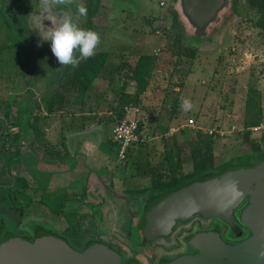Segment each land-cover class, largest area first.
<instances>
[{"label":"rangeland","instance_id":"obj_1","mask_svg":"<svg viewBox=\"0 0 264 264\" xmlns=\"http://www.w3.org/2000/svg\"><path fill=\"white\" fill-rule=\"evenodd\" d=\"M234 3L232 6L229 0L228 7L219 13L218 21L211 24L204 34L195 33L182 17L178 18L176 27L171 26L170 12L172 7H177V0H98L97 9L92 16L78 13L80 4L86 9L87 0H73L71 4L52 6V16L59 18L71 14L81 28L88 29L91 19V30L97 32L101 40L96 51L108 54L98 81L88 90H95L97 93L113 92L109 97L118 102L126 83L125 70L117 68L119 62L142 53L154 57L148 87L137 102L140 109L139 133L144 140L133 145L124 162L113 165L117 177L111 187L118 196L122 195L121 199L111 200L104 190L100 189V194L95 190L91 179L95 170L102 174L100 168H92V172L79 175L83 191L73 183L70 185L74 187V191L69 190L68 193L73 191L79 197L83 192V199L87 203L84 206L87 215L74 217V212L63 215L68 222V230L64 234L78 236L72 244L79 251L83 250L85 241L95 240L107 243L122 253L129 252L141 264H155L159 253L177 251L183 237H188L198 227H209L215 221L194 216L185 223H177L167 241L158 239L139 247L137 244L142 240L141 233L145 232V226L147 229L148 224L155 227L153 232H165L171 225L165 230L163 224H158L159 215L153 213L154 206L150 214L148 209L143 210L145 195L134 191L149 187L150 177L165 175L169 171L166 155H173L176 148L179 149L181 167L190 172L191 147L198 141L211 140L213 164L220 165L249 154L250 147L243 141V133L252 126L264 127V29L256 27L255 21L259 15L247 0H235ZM63 9L69 12L66 13ZM33 14L39 16H33L31 22L30 15ZM48 16L50 15L43 13L40 0H0V58L7 69L4 72L0 61V82L10 84V89H3L0 83V100L2 93L10 91V99L5 104L20 100L18 106L23 113H30V99L34 101L35 95L38 98L55 85L57 72L61 67L51 51L50 43L44 41L39 34L38 29L43 32L48 27ZM33 19L38 29L34 26ZM175 35L179 39V47L194 50L192 56L177 57L174 54L178 47L173 41ZM72 68L70 66L69 71ZM64 72L65 67L60 69L59 75ZM27 87H31L30 93L20 97L19 92ZM181 97L190 100V109L181 108ZM76 98L73 93L68 96L69 104L66 108L69 112L77 105ZM127 104L134 103L122 105ZM36 105L38 111L33 110L30 119L36 118L31 122L33 125L36 122L39 127L45 118L68 112L66 109L61 113L54 110L47 114L41 99ZM117 113L119 112L115 111L114 114ZM105 117L106 120L108 115L105 114ZM189 118L195 121V127L185 126ZM102 122L103 120L99 123ZM106 123L108 126L103 132L108 136L112 132V121L108 120ZM262 134L264 135V129L261 128L258 132L251 133V138L264 151V139L260 140ZM100 146L104 149L111 148L109 154L116 159V147L113 152L109 142L101 143ZM42 155L43 164H49L47 154ZM88 159L91 158L84 160V166L92 167L94 163ZM10 163L12 162L0 153V167L5 165V169H8L6 166ZM108 164H112L111 161ZM14 166L13 162L10 170L15 169ZM35 166L39 169L41 164ZM16 169H19L18 166ZM28 171L27 182L31 185L34 184L33 173L31 169ZM1 172L0 169V184L9 185L12 179ZM37 179L39 182L46 181L48 185L45 189L29 188L31 194L28 192V200L22 202L25 204L23 222L26 225L36 222L46 225L51 218V225L55 224L53 226L60 232L65 222L53 221L54 217L50 215L58 211L59 199L67 193L66 181L58 180L51 186L49 176L37 175ZM0 193L6 194L2 186ZM127 195L131 197L128 196L125 201L123 198H127ZM3 203L4 207L9 204L8 201ZM68 203L65 202L62 212L79 208L81 201L75 199L72 204L67 205ZM92 204L96 206H91ZM128 208L131 213L140 209L139 217L134 216L131 220V214L126 211ZM92 209L97 211L90 216ZM147 211V219H142ZM9 228L17 231L12 224H9Z\"/></svg>","mask_w":264,"mask_h":264},{"label":"water","instance_id":"obj_2","mask_svg":"<svg viewBox=\"0 0 264 264\" xmlns=\"http://www.w3.org/2000/svg\"><path fill=\"white\" fill-rule=\"evenodd\" d=\"M229 0H177V8L187 26L205 33L215 23ZM64 65L61 68L64 69ZM239 221L251 234L243 241L225 244L218 233L199 231L186 238L196 250L162 264H264V155L248 165H233L223 171L185 184L160 197L154 205L158 224L171 225L194 215L232 220L236 207L245 199ZM0 264H137L122 261L121 254L102 242H91L82 251L65 240L39 232L31 242L13 234L0 240Z\"/></svg>","mask_w":264,"mask_h":264},{"label":"flooded vegetation","instance_id":"obj_3","mask_svg":"<svg viewBox=\"0 0 264 264\" xmlns=\"http://www.w3.org/2000/svg\"><path fill=\"white\" fill-rule=\"evenodd\" d=\"M30 10L32 11V9H30ZM35 10L33 9L34 12H36ZM63 11H65L66 13L69 12L65 9H63ZM55 17L57 18V16H55ZM32 18H34V17L33 16L31 17V22H32ZM52 18H53L52 15L48 16V18H47L48 27L52 26L51 21H49ZM33 20L35 21V19H33ZM34 21H33L34 26L37 28V26L35 24L36 21L35 22ZM48 27H46V28H48ZM39 30L41 31V29H39ZM6 70L7 69L5 68L4 72ZM8 82L10 83L11 79L8 80ZM0 83L4 86L3 87L1 85L3 89L5 87L10 89V84L3 83L2 81ZM5 84H7V86H5ZM35 85H36V81L34 83V86ZM31 87H27L23 91L19 92L20 93L19 96L21 97L23 94V97H24V95L29 94L31 91ZM2 94H3V97L0 100V153L5 158H8V160L11 161L12 163H10L9 166H6L8 169H5V165H2L0 167V169L2 170V172L4 170V172L3 173L1 172V174H3V175L7 174L8 177L11 178L12 180H11L9 185H1L0 184V188L2 186V188L4 190H6V194L0 193V240L6 235L13 234V235H16L19 237H25L32 242L35 239L38 232L43 231V232H47V233L56 235L59 238H62L63 240L66 241V243L70 247L79 251V249L75 245L72 244V242L75 241L78 236L72 237V236H66L64 234V231L66 232L68 230L67 229L68 222L66 221L67 217L65 216V218H63V215H66L68 213L73 214V212H74L73 215L75 217V209H71V210H67L65 212H62L63 205L65 204V202L68 203V201H69V203L67 204V205H69V204H72V201H74L76 199L75 195L73 194L74 187H71L70 186L71 184L66 183L67 188L65 189V192H67V193H65L66 195L64 194L65 196L60 197L61 201H59V203L61 202V204H60V207L58 209L59 211H56L57 213L54 212V214L50 215V216L54 217L53 221L58 220L60 222H65L64 227L61 228L60 232L53 226L55 224L51 225V223H53L50 221V220H52L51 218L49 219V222H47L46 225L45 224L43 225L40 222H38V223L36 222L33 224L26 225L23 222V217H24L23 216V208L25 205V204L23 205V203L28 200V192H29V194H31V189H29V188H32V190H33V188H37V187L42 188L43 187L42 183H44V181L39 182L40 180L37 179V175H45V176H49V177L53 176V173H51V171L48 172V171H42V169H37L38 167L35 166V162H33L32 166H31V171H32L31 173H33L34 184L28 185L27 178H26L27 173H26V169H24L25 164H24L23 157H24V155L27 154V151L31 150V153L34 156H37L35 151H34L33 146L31 145V143L28 144V139L31 135L33 137H37V136L41 135V127H39V125H37L36 122L34 123V125L31 122V120H36V118L30 119V116L33 115V113H32L33 110H35V112L38 111V105H36V102H38L41 99L40 96H42V95H39L38 98H37L38 95H35V97H33L35 99L34 101L32 99H30L28 101L29 103H31L30 113H28L26 111L23 113L21 111V107L18 106V103H20L19 102L20 100H17L16 102H9V104L7 105V104H5V102H8L7 100L10 99V91H8L7 94H4V93H2ZM4 95H6V97H4ZM20 97H18V98H20ZM27 99H28V97H27ZM27 108H29V106ZM32 125H33V127H31ZM13 162L15 163V166H14L15 169H11V170H13V171H11L10 166H13ZM3 164H4V162H3ZM17 166L19 169H16ZM45 184H47V183H45ZM45 187H46V185H45ZM56 188L57 187H55L54 189L57 190ZM69 190H73V191H70L71 193L69 194L68 193ZM95 190L99 193L100 189L95 188ZM101 190H104L106 193H108V195H110L111 200H113V199L116 200L117 198L121 199V197H122V195L118 196V194L115 193V190L113 191V187H109L108 189H104L102 187ZM2 195L4 197H2ZM128 196L131 197L130 195H127V198H123V199L125 201L128 200ZM247 199L248 198H245L236 207V209L234 210V212L232 214V220L230 223H226V222L219 220L217 218H203L201 216L194 215V216L199 217L200 219H204V220L212 219L215 221H213L212 225H210L209 227H204V228L198 227V228L194 229L193 231H191L189 234L192 235V234L197 233L199 231H213V232L218 233L221 240L227 245H234V244H237V243L243 241L244 239L248 238L251 233L244 226H242L240 221H239V212L247 203ZM103 200H104V198H103ZM3 201H5V202L8 201L9 204L4 207ZM30 201H29V203H30ZM107 201H109V200H107ZM17 205H19L18 208H17ZM93 205H95V204H93ZM126 211H128L131 214L130 215L131 220L134 216L136 218H138L139 214L141 212V210L138 209V210H135V212L131 213V210L129 208ZM47 214H48V212L46 213V215ZM93 215H94V213L91 212L90 216H93ZM194 216H192L191 218H193ZM190 219H188V220H190ZM177 223H185V221H175L174 227L176 226ZM9 224H12L14 226V228L17 229V231L10 229ZM162 226L165 230L169 227V225L168 226L162 225ZM174 227H173L172 232L167 237L164 236L163 234L162 235L160 234L159 236H156L151 241L145 242L143 245L140 244L141 242L138 243L137 245L139 247H141V246L144 247L145 245H147L153 241H156L158 239H162V240L167 241V239H169L170 235L174 232ZM186 238L187 237L182 238L180 247L177 249V251L159 253L158 258L155 261V264L168 263L171 260H173V259H175L181 255H188V254L196 253V250L191 248L187 244ZM88 241H90V240H88ZM88 241H85L84 245ZM104 244L109 246V244H107V243H104ZM84 245H83V248H84ZM114 250L118 251L121 254L122 261L125 262L126 260L132 259V260L136 261L137 264H141L138 261V259L136 257L132 256L129 252L122 253L119 249H114Z\"/></svg>","mask_w":264,"mask_h":264},{"label":"trees","instance_id":"obj_4","mask_svg":"<svg viewBox=\"0 0 264 264\" xmlns=\"http://www.w3.org/2000/svg\"><path fill=\"white\" fill-rule=\"evenodd\" d=\"M234 2L235 0H231L232 6L235 4ZM247 3L253 9H255V11L259 15V18L255 21L256 27L260 29H264V0H247ZM97 5H98V0H87L86 13L92 16V13H94L95 10L97 9ZM170 15L172 18L171 26L176 27L177 20L179 17H181L178 8L172 7ZM89 23L90 24L88 29H91V19H89ZM173 41L174 44L177 43L178 46L174 53L177 57L181 55H190V56L193 55L194 50L192 49L189 50L186 48L183 49L179 47L180 45L177 35H175ZM188 50L189 53H187ZM107 56H108L107 52L96 51L94 57L89 59H81L78 67L72 68L71 71H69L70 66L68 67L65 66L66 72L62 73V75H59L60 74L59 71L61 69L60 67L57 72L58 77L56 79L55 85L49 88L41 96V102L44 103L45 105V112L47 114H50L53 113L54 110H58V111L64 110L68 102V96L71 95L72 93L78 95H84L85 92L88 90V88L91 86L94 79L99 75V73L104 68ZM153 61H154L153 55L142 54L138 56H130L127 59H122L119 62L117 68L119 70H125L126 72V83L123 86L120 94V100L122 104L127 102L128 103L132 102L134 104H137L140 96L146 91L148 87V79L153 68ZM59 66H61V64H59ZM254 124L255 123H252V125ZM31 127H33V125ZM242 138L243 141L246 142L250 147L249 154H246L243 157H237L235 161L225 162L220 165L213 164L212 141L211 140H207V141L203 140V142L198 141V143L195 146L191 147L190 149L192 170L189 173L181 175L178 178H174V177L169 178L166 181H163L161 177L157 176L156 179L155 178L151 179V183L149 187L141 188L134 191V193L145 195V199H144L145 206L143 210L148 209L150 214L153 209L154 203L160 197L174 190L179 189L185 184L207 176L215 175L233 165H248L254 161L256 156L264 155V151L260 150L256 140L251 138V132L249 130L243 133ZM263 139H264V135L262 134V136H260V140ZM166 159L168 163V169L170 170L182 169L180 164L179 149L176 148L173 155L167 154ZM83 195L84 193L82 192L80 195L82 198H77L78 196L76 197V199L80 200L81 203H80V207L75 209V217L78 215L82 216L88 214L86 209L84 208V206H86L87 203H85L83 199ZM59 201H61V199ZM60 204L61 202L58 205V209L60 207ZM91 206H96V205L92 204ZM83 208L84 211H82ZM91 211L95 214L97 210L92 209ZM143 215L144 216L142 217V219H147L148 211ZM174 224L175 222H173L170 226V229L165 232H160L158 230L156 232H153V229H155V227H153L150 224H148L149 226L148 229L147 226L145 227L143 226L146 230L145 232L142 231L141 233L142 240L140 244L143 245L145 242L151 241L160 234L161 235L163 234L164 236L167 237L172 232ZM91 242H94V240H90L86 242L84 248H86V246Z\"/></svg>","mask_w":264,"mask_h":264},{"label":"crops","instance_id":"obj_5","mask_svg":"<svg viewBox=\"0 0 264 264\" xmlns=\"http://www.w3.org/2000/svg\"><path fill=\"white\" fill-rule=\"evenodd\" d=\"M142 54L150 55L148 53ZM107 60L108 56L106 62ZM0 61L3 64V70H5V66L1 58ZM98 76L94 79L91 86L96 80L98 81ZM94 91L95 90H87L84 95L76 94V102L78 103L76 106L74 105L72 112L68 111L66 105L64 110L66 109L68 112L64 115L54 114V116L52 115L49 119L45 118V120H42L41 135L37 137H33L31 135L28 139V144L31 143L37 156H34L31 153V150H28L27 154L24 155L23 160L26 173L29 172L28 169H31L30 167L33 162L37 165L40 163L42 167L40 166L39 169H42V171H51V173H53V176L50 177L48 181L51 186L54 182H58V180L66 181V183L75 184V187L83 191V188H81L83 186V182L81 181L79 175L82 173L88 174V171L92 172V168H100L102 174L96 172V170L93 172L94 176H92L91 179L93 186L97 189H101L102 187L104 189H108L111 187L112 183H115V177H117V172L113 166L114 164H117L115 156L113 158L109 154L111 148L104 149L100 146V144L109 142L110 147L112 146V150L115 152L116 146L112 141V132L110 131V134L107 136L103 131L104 128L108 126L106 125V121L108 120L112 121L111 127H113L116 119L122 113L123 105L122 103L120 104V99L116 102L109 97V94L113 92L97 93ZM115 111L119 113L115 115ZM59 112L61 113L63 110ZM105 114L108 115L106 120ZM101 120H103V122L99 123ZM97 135L99 138H97ZM98 139L99 143H97ZM42 153L47 154L49 157V164H43L44 157ZM89 157L91 159L88 160H91L92 163H94L92 167L90 166L91 168L89 166H84V162H86L84 160ZM109 161H111L112 164L107 165ZM168 170V172H165V175L157 174L154 177H150L149 184L151 183V179H156L157 176L161 177L163 181H166L172 177L178 178L188 172L184 171L183 168ZM45 183L47 182L44 181V183H42V189H45V185L47 187L48 183ZM76 197L77 196H75V198ZM77 198L82 197L79 196Z\"/></svg>","mask_w":264,"mask_h":264},{"label":"clouds","instance_id":"obj_6","mask_svg":"<svg viewBox=\"0 0 264 264\" xmlns=\"http://www.w3.org/2000/svg\"><path fill=\"white\" fill-rule=\"evenodd\" d=\"M72 2L73 0H40V5L44 14L52 15L53 5H66ZM78 13L86 14L83 4L78 6ZM39 15L33 14L30 17ZM49 21H51L52 27L45 28L43 32L37 29L42 39L50 43L51 51L59 64L75 68L78 67L81 59L95 56L96 49L101 42L97 32L81 28L71 14L63 15L58 19L53 15ZM191 107L190 100L181 97V108L188 110ZM261 255L264 256V253Z\"/></svg>","mask_w":264,"mask_h":264},{"label":"built area","instance_id":"obj_7","mask_svg":"<svg viewBox=\"0 0 264 264\" xmlns=\"http://www.w3.org/2000/svg\"><path fill=\"white\" fill-rule=\"evenodd\" d=\"M162 4V3H161ZM139 113L140 109L137 104H127L122 108L121 115L116 119L112 128V141L116 145V162H124L130 149L134 144L142 142L139 133ZM185 126L189 128L195 127V121L191 118L186 120ZM264 129L262 126H252L248 130L251 133Z\"/></svg>","mask_w":264,"mask_h":264}]
</instances>
